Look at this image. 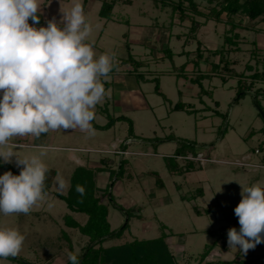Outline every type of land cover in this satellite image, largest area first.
Segmentation results:
<instances>
[{"label":"rangeland","instance_id":"rangeland-1","mask_svg":"<svg viewBox=\"0 0 264 264\" xmlns=\"http://www.w3.org/2000/svg\"><path fill=\"white\" fill-rule=\"evenodd\" d=\"M104 1L88 0L85 4V0H79L92 26L88 42L96 56L114 55L110 78L103 81L109 95L95 107L94 120L100 126L111 119L116 122L107 130L94 129L93 136L69 129L41 134L38 139L17 138L11 142L20 157L39 155L47 149L41 159L48 169L56 171L52 193H46L29 214L0 213V228H15L25 236L15 258L26 264H68L69 253L82 254L89 239L77 229L67 227L64 216L72 215L81 224L86 223L87 216L71 213L58 195L68 194L77 167L102 166L101 159H109L116 175L125 160L124 171L114 186L111 185L116 176L110 181L109 172L101 173L98 187L105 190L110 183L109 193L123 208L118 209L109 197L104 199L112 229L122 228L128 221V213L130 229L121 239L107 241L103 247L158 238L161 226L165 225L169 229L165 232L173 233L166 243L177 264H258L260 256H264V243L245 254L239 246L229 248L228 242L218 235L240 227L234 209L242 199L241 185L264 188V120L252 94L242 96L234 104L241 77L231 78L222 71L214 74L212 64L218 62V57L210 50L218 47L231 51V68L243 74V82L246 86L252 84L253 92H260L259 102L264 109V78H251L256 71H264V23L242 15L236 17L235 22L242 20V25L234 30L239 35L238 46H231L225 42V34L231 28L225 18L204 23L205 18L197 17L201 26L196 36L203 49V59L197 62L198 44L190 36L191 21H182L179 13L173 14L170 5L161 1L156 4L155 0H116L114 20L108 21L99 15ZM197 2L200 9L209 10L205 1ZM40 4L39 24L31 20L29 24L38 29L55 21L63 27L61 11H70L73 0H40ZM140 35V40L133 38H141ZM167 48L174 54L172 58L165 56ZM130 53L145 64L139 71L140 77L124 61ZM209 73L213 77L202 82L209 93L206 95L190 79ZM157 83L164 96L156 92ZM136 96L141 101L137 102ZM179 102L186 104V108L174 111ZM144 103L148 108L142 107ZM177 150L188 157L176 159L179 167L187 168L189 162L193 163V168L184 174L172 172L167 165L168 158ZM122 151L126 153L123 156L118 154ZM16 159L13 157L11 163L0 159V164L11 165L19 175L23 166L18 167ZM239 162L254 167H240L236 164ZM5 172L8 171L0 167V175ZM155 172L163 180V188L152 175ZM57 177L65 181L63 189L57 187ZM200 189L203 196H199ZM65 232L69 239L62 237ZM214 242L216 247L203 259V252ZM0 264L22 263L8 258L0 259Z\"/></svg>","mask_w":264,"mask_h":264},{"label":"clouds","instance_id":"clouds-1","mask_svg":"<svg viewBox=\"0 0 264 264\" xmlns=\"http://www.w3.org/2000/svg\"><path fill=\"white\" fill-rule=\"evenodd\" d=\"M40 0H0V159L11 163L16 157L19 175L10 171L0 175V213L5 216L29 214L45 198V180L49 169L39 155L20 157L12 141L36 138L60 130H80L95 134L92 121L95 107L109 93L104 80L110 78L114 55L96 56L88 42L92 26L86 20L79 0L63 13V27L49 21L36 28ZM57 187L65 181L57 177ZM242 187V199L235 207L239 232L230 228L229 248L247 253L264 243V188ZM84 196L83 186H76ZM25 236L15 228H0V259L17 257ZM71 264L78 257L69 253Z\"/></svg>","mask_w":264,"mask_h":264},{"label":"trees","instance_id":"trees-1","mask_svg":"<svg viewBox=\"0 0 264 264\" xmlns=\"http://www.w3.org/2000/svg\"><path fill=\"white\" fill-rule=\"evenodd\" d=\"M88 0H85V4ZM163 2L172 7L173 14H180V19L185 21L189 19L191 21V39L197 41L198 47L196 52L198 53L197 62L202 61L203 57V49L201 41L198 40L196 33L199 29L200 22L196 19L197 17L205 18V22L207 23L210 20H215L217 22H221L223 18H225L227 25H230V29L227 34H225V42L230 44L231 46L237 45L239 35L234 33V30L242 25V20H239L238 23L235 22V18L242 15L247 17L250 21L261 20L264 23V0H203L209 5V10L205 11L200 9V6L197 0H155L156 4L158 2ZM116 4V0H105L103 2L102 8L99 12V15L102 18L107 19L108 21L113 19V10ZM219 9V10H218ZM218 10V11H217ZM129 24V23H128ZM228 33H233L232 35ZM189 36V37H190ZM190 39V38H189ZM238 46V45H237ZM225 47V45H223ZM130 52V47L128 48ZM165 56L172 58L174 55L169 48L165 49ZM210 52L218 57V62L212 64V72L215 74L217 72H227L229 73L231 78L241 77L238 81L240 88L238 94L242 91H252V84L246 86L243 82L242 77L243 74H238L233 68H231V62L229 59L230 50H225L224 48H215ZM125 63L131 64L133 66L132 72L138 73L137 76L140 77L139 71L141 68L145 66L144 62L137 61L130 53V57L127 60H124ZM262 62L264 65V56L262 58ZM187 65H183L181 68L185 69ZM222 68V70H220ZM249 70L253 68L248 66ZM217 73V74H219ZM222 75V74H221ZM211 74H200L196 78H191L190 81L193 84L199 85L201 88V92L203 94L208 95L209 93L204 89L202 82L207 78H212ZM187 78V77H186ZM251 78L253 80H260L264 78V71L259 72L256 71ZM188 79V78H187ZM224 82L228 81L223 79ZM156 92L161 96L164 94L160 91L159 83L156 85ZM258 98L261 96L260 92L255 91ZM260 104V102H259ZM261 105V104H260ZM186 104L179 102L175 105L174 111H183L186 108ZM192 110V109H190ZM189 110V111H190ZM124 119V118H118ZM116 119H111L109 123L105 126H100L96 124L95 120L92 121V127L97 130H107L114 123ZM227 131H225L226 134ZM131 134H133V130L131 128ZM183 146L188 148H195V146L188 145L185 142H181ZM198 155V153L194 154ZM178 157H185L182 151L177 150L176 153L168 158V168L172 172H179L181 174L186 173L193 168V163L189 162L187 168L179 167L177 164ZM125 160H122L121 165L119 166V172L116 175V170L112 168L109 164V159H101L102 166H98L96 168H88L79 166L75 169L74 173L71 177V187L66 196L59 194V198L66 203L68 210L71 213L83 214L87 216V221L85 224L79 223L72 215H65L64 221L65 225L72 229H77L82 235L86 236L89 239L88 245L83 248V252L81 255L77 256L79 264H177L174 253L170 250L168 244L166 243V239L169 238L173 233H167L166 230H169L167 226H161L162 234L160 237L152 239V240H138L135 239L132 242L125 243L122 245L111 246V247H103V244L107 241L114 239H121L125 233V231L130 229V214L128 213V221L127 223L120 229L113 230L111 224L109 222V207L106 203H104L105 198H110L113 204L118 209H123L119 205L116 204L112 194L109 193L110 183L106 187L105 190H102L98 187L97 177L99 174L104 172L110 173V181L114 179L115 182L111 185L114 186L117 181L120 180V175H122L125 166ZM0 167L5 169L6 171H10L11 173L18 175V171H16L9 164H0ZM156 177L157 184L160 188L164 187V182L159 176L158 173H152ZM56 176V171L49 169L46 174L45 180V193H52L51 188L53 184V179ZM83 186L85 189L84 196H80L76 191V186ZM199 196H203V190H198ZM101 194V195H100ZM209 213L211 210H207ZM199 215L202 213L197 211ZM239 228L236 230L239 232ZM228 229L224 232L218 233L212 232L214 235H218V238L228 240L227 237ZM63 238L69 239L66 232L62 236ZM216 242L213 245L207 246L205 251L202 254V258H207L211 251L216 247ZM12 261H18L22 264H26L23 261L9 257ZM230 263V262H229ZM250 263V262H247ZM68 264H71L69 261ZM258 264H264V256H260Z\"/></svg>","mask_w":264,"mask_h":264},{"label":"water","instance_id":"water-1","mask_svg":"<svg viewBox=\"0 0 264 264\" xmlns=\"http://www.w3.org/2000/svg\"><path fill=\"white\" fill-rule=\"evenodd\" d=\"M248 93H250V94H252V95L254 96V104H255V107H256V109L258 110L260 116H261V117L263 118V120H264V109H263L262 106L259 104V98H258V96H257V94H256L255 92H253V91H247V90L242 91V92L239 93L238 96L236 97V99H235V101H234V104H236V102L239 101L240 98H241L242 96H244V95H246V94H248ZM223 134H224V132H222V135H223Z\"/></svg>","mask_w":264,"mask_h":264},{"label":"crops","instance_id":"crops-1","mask_svg":"<svg viewBox=\"0 0 264 264\" xmlns=\"http://www.w3.org/2000/svg\"><path fill=\"white\" fill-rule=\"evenodd\" d=\"M172 32L170 33V37H172ZM141 36V35H140ZM134 37H136V38H138V40H140V39H142V36H141V38L140 37H137V36H133V38ZM169 40H171V38L169 39ZM90 43V42H89ZM141 70V69H140ZM136 98L138 99H136L137 100V102H139V101H141V97H139V96H136ZM147 105L144 103L143 104V106L142 107H144V108H148V107H146ZM111 161H109V163H110ZM80 166H82V165H80ZM83 167H85V166H83ZM96 167H98V166H95V167H88V168H96ZM101 174H99L98 176H100ZM97 181H98V177H97Z\"/></svg>","mask_w":264,"mask_h":264},{"label":"built area","instance_id":"built-area-1","mask_svg":"<svg viewBox=\"0 0 264 264\" xmlns=\"http://www.w3.org/2000/svg\"><path fill=\"white\" fill-rule=\"evenodd\" d=\"M258 152V151H257ZM118 154L119 155H121V156H123V155H125L126 153L125 152H123L122 151V153H120V152H118ZM188 158V157H187ZM193 159V158H192ZM206 161H208V162H211V160H206ZM238 166H240V167H254V165L252 166V165H250V164H247V163H236Z\"/></svg>","mask_w":264,"mask_h":264}]
</instances>
